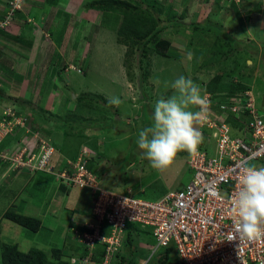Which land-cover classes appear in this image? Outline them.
<instances>
[{"label": "rangeland", "instance_id": "374dc122", "mask_svg": "<svg viewBox=\"0 0 264 264\" xmlns=\"http://www.w3.org/2000/svg\"><path fill=\"white\" fill-rule=\"evenodd\" d=\"M10 1L0 0V18L11 11ZM59 1L22 0L14 26L7 23L0 31V119L11 109L29 127L4 136L2 150L15 151L18 140L30 148L44 140L56 147L57 163L86 157L101 188L159 200L191 181V154L180 152L172 167L155 170L140 155L135 139L150 124L155 101L173 94L171 83L177 77L192 78L213 96L214 110L251 91L264 114V0H141L145 8L160 6L165 20L186 26L168 28L164 45H157L164 53L144 60L149 78L143 88L139 57L129 61L128 47L118 42L122 17L87 10L94 0L69 1L64 8L72 11L58 12ZM191 24L203 28L195 31ZM111 96L120 97L121 105H109ZM27 170L14 172L0 163V264L5 242L49 257L52 249L74 254L80 248L81 254L86 247L75 231L91 213L96 196L80 187L66 194L69 187L59 188L54 176ZM12 207L40 218L43 229L33 233L4 219ZM135 235L133 245L124 243L109 260L97 256L93 261L95 255H87L89 261L82 264H122L121 256L133 257L136 264H160L164 249L154 255L156 240ZM65 260L71 264L67 255ZM165 264H178V256L170 255Z\"/></svg>", "mask_w": 264, "mask_h": 264}, {"label": "built area", "instance_id": "2783aa9c", "mask_svg": "<svg viewBox=\"0 0 264 264\" xmlns=\"http://www.w3.org/2000/svg\"><path fill=\"white\" fill-rule=\"evenodd\" d=\"M21 2L10 1L11 11L1 27L15 17ZM206 95V121L199 125L204 140L189 159L191 181L159 200L101 188L86 157L57 168L53 162L57 150L44 140L35 148L25 146L24 141H18L15 151L0 148V161L14 171L44 172L54 176L59 186L80 187L96 196L90 218L79 223L83 230L75 231L89 257L102 246L109 260L124 244L127 225L133 223L153 234L154 255L172 247L178 264H264V238L241 237L235 230L233 211L245 167L264 166V114L256 107L251 91L227 99L217 110L213 109V96ZM233 115L236 123L230 121ZM17 118L11 109L2 115L0 146L4 136L18 129L29 130L24 120ZM89 257L77 259V263L88 262Z\"/></svg>", "mask_w": 264, "mask_h": 264}, {"label": "clouds", "instance_id": "9594fccd", "mask_svg": "<svg viewBox=\"0 0 264 264\" xmlns=\"http://www.w3.org/2000/svg\"><path fill=\"white\" fill-rule=\"evenodd\" d=\"M5 26L0 25V29ZM188 55L191 57V53ZM171 88L174 90L171 96L155 101L150 124L140 128L135 139L140 155L160 171L172 167L180 152L197 153L204 140L197 126L205 123L209 106L207 95L190 77L180 75L171 83ZM107 100L112 106L122 103L118 96ZM233 200L237 217L235 230L248 240L264 238V166L245 167ZM71 264H77V258L73 257Z\"/></svg>", "mask_w": 264, "mask_h": 264}, {"label": "trees", "instance_id": "16d2710c", "mask_svg": "<svg viewBox=\"0 0 264 264\" xmlns=\"http://www.w3.org/2000/svg\"><path fill=\"white\" fill-rule=\"evenodd\" d=\"M53 5H56V3ZM86 9L89 11L113 13L122 17V23L118 30V37H119L118 42L119 44L128 47V51L126 52L125 55L128 58V60L129 59L131 60L137 56L139 57L138 59L139 69L141 72V75L139 76V84L141 88H143L145 79L149 78V74L147 71H145L146 68L144 67L143 62L146 58H148L151 55L154 54L162 55L164 53V52L161 53V50H158L159 48H157V45L160 42H162L163 38L165 37L164 34L166 30L170 27L186 28V26H184L183 24H180L179 22H174V20L171 18L165 20L163 18L165 14L163 13V10L162 8H160V6H152L145 8L141 0H94L89 4H87ZM17 14H19V11L15 14V16ZM7 15L8 13L6 14V17ZM6 17L0 18V22L5 20ZM13 20L14 17L9 22V26H14V24L12 23ZM188 27L191 28L193 27L195 31H199L201 30V28H203L202 25L200 24H191V26ZM204 28L207 31L209 30L210 32H215V33L219 32L217 31V29L213 27L211 28L204 26ZM5 30L6 28L0 29V31L2 32H4ZM163 43L164 42H162L161 44ZM153 45L156 46V48H153L152 47ZM128 68L129 69L131 68L130 65H128ZM129 75L130 77H132L131 73H129ZM0 99H2L1 93H0ZM0 113H2V111H0ZM230 121L236 123V119L234 118V115L230 118ZM16 140L18 139L14 140L15 141L14 144L17 143ZM9 147H11V145H9ZM2 149L5 148L2 147ZM56 161L57 160L54 156L53 159L54 165L57 168L63 166L62 163H57ZM0 163L9 167L8 163H3L2 161H0ZM38 173H44V172H36V174ZM62 188H64V186H61V189ZM71 188L67 189L66 194L70 193ZM84 191L88 192V194H91L89 190H84ZM88 214L86 215L88 216ZM87 216H83L81 219L87 220L88 219ZM3 218L33 233H38L41 231V229H43V223L40 218L19 213L14 207L7 210L4 213ZM81 229L83 230V228L80 227V230ZM141 233H144L149 236L151 235L150 237H153V234L148 229H143L138 224L129 223L127 225V235L125 242L126 245L128 246L133 245L134 242L133 239H135L136 237L135 234H141ZM78 245L80 244L78 243ZM79 250L80 248H76L74 254L71 253L66 254L63 250L52 249L51 257H49L48 255L49 253L45 251L39 249H31L28 252H22L20 251L18 245L5 242L1 245V264H70L68 260H65L66 255L71 259L73 257H77L78 260L84 259L87 255H89L88 254L89 250L87 248L84 249L81 254L79 253ZM173 254H176L174 252V248L170 247L168 249H164V255L159 259V263L165 264L166 262L169 261L170 255ZM94 255L95 256H93L92 258L93 261L99 260L97 256L101 257L102 258L101 261H103L104 257L106 256L105 247L101 246L97 248L94 251ZM121 263L136 264L134 262L133 257L126 258L124 256H121Z\"/></svg>", "mask_w": 264, "mask_h": 264}, {"label": "crops", "instance_id": "0c3cea01", "mask_svg": "<svg viewBox=\"0 0 264 264\" xmlns=\"http://www.w3.org/2000/svg\"><path fill=\"white\" fill-rule=\"evenodd\" d=\"M69 1H74V0H60L58 2L57 8H54V9H57L58 12H61V11H63V12H67V11L71 12L72 10H70L69 7L64 8V5L67 6V4L69 3ZM59 5H62V7L60 8ZM52 8H53V6H52ZM73 11H76V10L74 9ZM92 12L97 13V11H92ZM98 13H101V14H104L105 13V14H110V15L113 14V13H108V12H98ZM34 175H37V174H34ZM34 175H32V176H34ZM59 188H60V186H59ZM93 206H94V204L91 206V211L90 212H92Z\"/></svg>", "mask_w": 264, "mask_h": 264}, {"label": "bare ground", "instance_id": "6f19581e", "mask_svg": "<svg viewBox=\"0 0 264 264\" xmlns=\"http://www.w3.org/2000/svg\"><path fill=\"white\" fill-rule=\"evenodd\" d=\"M17 11H19V10H16L15 13H16Z\"/></svg>", "mask_w": 264, "mask_h": 264}]
</instances>
